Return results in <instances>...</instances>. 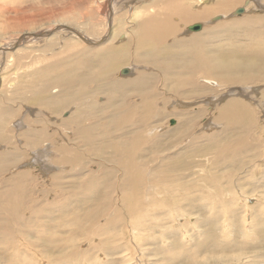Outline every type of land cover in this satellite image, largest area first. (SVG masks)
Segmentation results:
<instances>
[{
	"label": "rangeland",
	"instance_id": "rangeland-1",
	"mask_svg": "<svg viewBox=\"0 0 264 264\" xmlns=\"http://www.w3.org/2000/svg\"><path fill=\"white\" fill-rule=\"evenodd\" d=\"M109 1L0 0V5L3 6L4 4L0 8L2 9L0 10V87L2 85L0 90H4L0 91V119L2 117L8 119L10 121L8 127L11 128L7 131L9 134L7 136L10 139L9 141L6 140L9 147L5 142V144L0 143L2 145L0 151L8 150L10 152L17 147L23 149L25 146L24 139H21L20 135L27 127H42V130H47L48 135H50L47 139L49 138L55 151V154L47 151V154L40 161H34L32 157L37 155L35 149L27 150L23 154L25 156L22 155L17 161L21 162L13 163L15 164H12L13 167H11L12 165L4 167L5 169L2 172L4 174H0V187L4 186L2 187L3 190L0 189L1 194L7 191V181L10 177H14L20 171H29L30 180H26V187L31 202L24 204L23 209L27 213L30 210L39 213L37 216H32L33 218L30 214L27 215L31 220L26 221L28 225L23 224L24 230H26L23 233H18L15 228H13L14 231L8 228L3 230L4 237H6L3 238V235L1 237L0 264H264V83L255 81L252 83L253 85H241L240 83H229L227 85V83L221 82L216 77L199 75L198 73L193 75L192 83L200 85V91L193 96L194 98L184 97L189 95L191 91L193 94L191 87L187 86V91L180 96L173 93L170 83H167L164 73L160 69L147 62H134L135 48L131 45L125 54V56H129L127 64L117 66L111 77L113 81L131 80L137 77L139 73L156 77L155 82L157 83L154 85L158 96L154 95V98H156L155 108L159 110L160 114L152 119L150 125L141 130V134L146 139L151 138L153 149H160L161 144L170 140L172 145L171 150H163L160 153L161 155L159 154L154 159L151 158L154 156L155 151L154 153L148 152L147 156L141 159V162H150L144 167V170L146 169L149 173H152V176H146V185L144 184L138 195L134 194V189L128 191V188L123 187L124 173L121 169L116 171L112 167H109L111 169L105 166L102 167L99 162V155L96 154L97 150L95 152L92 147L85 146L84 149L81 146L83 144L80 143L83 141H81V137L77 132V135H75L77 127L75 124L62 126L63 121L72 120L74 106H72L73 104L69 106L60 105L66 93L62 97L60 96L57 87L61 83L57 80H60L61 77H69V75L70 77L74 76L73 78L76 80L75 78L78 77L75 76H83L85 73L101 68V65L104 64V58L103 56H93V51L102 50L106 45L122 46L124 43L129 42L130 34L132 35L137 29L136 26L141 18L140 16L144 12H148V9L150 11L149 6L152 3V0H147V4L146 0H118L112 3L113 0L110 3ZM148 1L150 2L148 3ZM202 1L205 4L207 2L210 6L202 4ZM214 1L182 0L189 11L195 13L199 11L198 14L214 5ZM250 2L252 9L249 7L244 8V0H241L229 10L211 13L197 22L186 23L174 18L175 20H172V23L177 27L176 37L182 40L194 35L204 36L206 35L204 31L214 25L226 24L247 17L264 18V0H251ZM203 5L205 6L201 9ZM238 7H243L244 12L240 15L232 14ZM4 11L5 15L2 16ZM93 12L94 14H92ZM22 13L30 14L31 20L24 17H22L23 19L20 18ZM202 14L204 13L202 12ZM217 15H226V17L212 23L211 19ZM9 18L13 23L7 21ZM3 20L4 22H2ZM18 20L21 21L18 22ZM14 23L20 26L13 27ZM195 23L202 24L201 30L198 32L188 31L187 27ZM7 24L11 26L9 27ZM94 25L99 27V29L95 27L99 30H96L97 34ZM67 27L72 30L75 28L74 34L69 32ZM49 28L52 31L50 37L48 36V33L51 32ZM85 28L89 31L87 32ZM36 30L38 31L36 32ZM55 31L59 34L58 36L64 35L65 31L69 33H65L67 36H64L66 37H59L62 39L60 40L57 38V34H53ZM75 31L80 34L83 32V37L79 33L78 35L84 40L79 38ZM85 31L90 34L84 33ZM106 34H109L108 37L111 34L112 37L114 35V41L106 38ZM119 34L123 35L124 38H120ZM24 35L26 37H22ZM63 38L77 44L78 47L74 49L75 51L86 49L87 52L84 56L78 58L77 62L76 60L71 61L65 70L60 68L57 69L58 71H54L51 68V72L55 73H47L45 79L50 81L51 77L56 78L57 80L52 79V83L56 85V88L54 87L53 90H50L49 87L46 88V92L42 95L43 98L45 97V104L39 106L30 102V92L32 91L25 90L24 86L26 85L24 82L29 79L28 74L31 70H34L37 63H40V66H47L48 64L53 66L60 62V58L55 60L51 58H55V54L64 48ZM90 39L92 41L98 40L94 44H87ZM108 40L112 42L111 45ZM9 43H12V46ZM105 43L107 44L105 45ZM16 44L17 46L14 47ZM179 49V46H175L172 52H177ZM24 52L26 59L23 57V61L21 60L19 63L15 61V58H11ZM11 54L13 55L11 56ZM30 57L32 61L29 59ZM29 61L32 62L31 65ZM92 66L96 69L94 67L92 69ZM175 66L179 67L181 63L177 62ZM125 68L127 70L121 73V70ZM61 73L62 75L59 76ZM13 74L15 77H13ZM23 75L27 76L24 77ZM186 75L190 77L191 71H188ZM7 78L14 81L17 88L14 86L10 91L5 89L3 82ZM208 81L216 82L210 83ZM77 87L75 85L73 91ZM243 92L245 95H243ZM2 93L3 95H1ZM90 95H98L96 101L100 104L105 102V98L102 100L99 97L100 95L106 97L101 92L90 91ZM224 95L228 98H224ZM132 99L137 100L136 98ZM232 99L247 104L251 116L253 114L250 133L246 130L242 132V126L239 127L241 131L239 129L237 132V134L245 133L243 145L250 147V151L237 154L234 161L233 157L228 159L230 155L228 156L226 152L223 154L219 152L222 155L219 156L220 161L216 165L215 147H222L229 142L228 145H233L234 138L229 137L230 134L225 135L221 132L226 128L227 122L218 117L220 109ZM56 105L60 109L54 111L53 108ZM174 113H188L199 116L189 133L181 135L183 128L182 125L179 126L180 116ZM110 114L112 117H120L115 116L116 113L110 112ZM170 120H174V124H170ZM20 122H24V126L19 125ZM117 132L118 130H115L113 133ZM233 136H236V134ZM208 137H212V140ZM47 139L45 141H48ZM21 143L23 146L19 147ZM49 147L51 148L52 145H49ZM87 148L94 151L93 156L86 154ZM202 150L204 153H202ZM79 152L84 154L81 155ZM10 155L9 159H12L13 155ZM106 156H108V152L101 157L106 158ZM71 158L76 159V163L89 164L80 170L81 173H78L76 168L71 167ZM67 159L70 161H67ZM109 170H112V173H108ZM61 173L63 174L60 175ZM52 176L56 179L58 177L59 180L53 182L55 178ZM162 177L163 180L160 181ZM81 181L84 185L91 183L88 187L92 186V188H90V192L80 194V197L77 198L78 191L75 187ZM55 182L60 185L58 186ZM112 184L115 186L111 187ZM58 187L62 193L57 190ZM70 191L73 194H70ZM44 192L45 194H43ZM125 195L142 197L143 203L140 207L134 206V209H141L146 214L143 218L135 220L136 217L130 213V203L133 201L131 199L129 201L124 200ZM56 204H62V207L58 208ZM50 207L52 210L54 209L51 212ZM93 208L101 210L103 214L91 225L83 215ZM0 209V223H4L7 212L3 208ZM11 223L14 227L15 223L13 221ZM222 226L224 227L223 230H221ZM81 228L86 232H83ZM5 242H10V245L7 246Z\"/></svg>",
	"mask_w": 264,
	"mask_h": 264
},
{
	"label": "bare ground",
	"instance_id": "bare-ground-1",
	"mask_svg": "<svg viewBox=\"0 0 264 264\" xmlns=\"http://www.w3.org/2000/svg\"><path fill=\"white\" fill-rule=\"evenodd\" d=\"M110 1H109V3H110ZM115 1H118V0H113V1H111V3L115 2ZM240 1L241 0H215L214 5H212L209 8L205 7L207 9L202 11L204 14H202V12H200V14H198L199 11L197 13H195L193 11H189L187 9V7L184 5V3L182 2V0H152L151 5L149 6L150 11L148 9V12H144L142 14V16H140L141 18L139 19L137 26H136L137 29L134 31V33H132V35L130 34L131 38H130L129 42L124 43L122 46L116 45L118 47L113 46V45L107 46L106 45L107 43H105V45H106L105 48H103L102 50L93 51L94 52L93 56H95V57L103 56V58H104V64L101 65V68H99L98 70H93L90 73H85L83 76H81V75L75 76V77H78V78H75L76 80H74V78H73L74 76L70 77V75H69V77H67V76L61 77L60 80H57L56 78L51 77V79H49L50 81H48L45 78H47L46 77L47 73L51 72V68H53L54 71L57 69H60V68H63L65 70L66 66L69 65L71 61L76 60V62H77V59L84 56V54L87 52L86 49L75 51L74 49L78 47L77 44L72 43L71 41H66V39L63 38L64 41H62V43H63L64 48L61 49L57 54H55V58L54 57L51 58L54 60L57 58H60V62H58L57 64H55L53 66H51V64H48L47 66H40L39 65L40 63L38 64L37 62H35V63H37L36 65L34 63L35 68L32 65L34 70H31V71L29 70L30 71V73L28 72L29 73L28 74L29 79L24 82V84L26 85V86H24V88H25V90L32 91V92H30V102H33L34 104L42 106V104H45V102H44L45 97L43 98L42 95L46 92V88L49 87L50 90H53L54 87L56 88V85H54L52 83L53 82L52 79H54V80L56 79L59 83H61L60 84L61 86L59 85L57 87V88H59V91H60V92L59 91L58 92L60 93L61 97L63 96L64 93H66V95H64V97L62 98L63 102L60 103V105L61 106H69V105L73 104L72 106H74L73 107L74 116L72 115L73 116V118L71 117L72 120L63 121V123L61 122L62 126L66 127V126H70V125L72 126L75 124L77 126L75 129V135H77L76 134V132H77L81 137V141H83L80 143V144H83L81 146L84 147V149H85V146H87L88 148L92 147V149H94L95 152L97 150L96 154L99 155L98 158H99V162L102 164V167L105 166L108 169H111L109 167H112L116 171L121 169L124 173V178L122 181L123 187L128 188L127 189L128 191H130L131 189H134V194L138 195L139 192L141 191V188L145 184L146 176H152V173H149L146 169L144 170V167L147 166L150 162H145V161L141 162V159L143 157H146L148 152L150 153V151L153 153L155 151L154 156L151 158V159H154L156 156H159V154L162 153L163 150H168V151L171 150V147H172L171 142H170L171 140L168 141L167 143L161 144L160 149H156V148L153 149L151 138L149 137V139H146L141 134V130L144 127L150 125L152 119H154L156 115L160 114L159 110L157 108H155L156 107V105H155L156 104V101H155L156 98H154V95L158 96L157 92L155 91L156 86L154 85L157 83V82H155L156 77L154 75L151 76L149 74L146 75L145 73H139L137 77H135L131 80L113 81L111 74L113 73V71L116 69L117 66H121L122 64H127L126 62L129 60V56H125V54L130 49V46L132 45V47L135 48L134 62H147L149 64L154 65L156 68L160 69L164 73V76H165L167 83H170L171 90L173 91V93L180 95V96L184 95V93L187 91V88H186L187 86L191 87V89L193 90V94L191 91V93L189 95L184 96V97L194 98L193 96L200 91L201 86L195 85L194 82L192 83L193 75L198 74V73H199V75L202 74L204 76L206 75V76L216 77L221 82L227 83V85H229V83H240L241 85L242 84H247V85L250 84L251 85L255 81L257 83L258 82L264 83V18L247 17L246 19L243 18V19H240L237 21L231 20L232 22H229L226 24H218V25H214L212 27H209L208 29H206L204 31V32H206V35H204V36L194 35L192 37H189L187 39H182V40H179L176 37L177 27L172 23V20H175L177 18L179 21L181 20V21H184L186 23L193 22V21L197 22L198 20H202L204 17H207V15H209L211 13L225 12V11L229 10L230 8H232L233 5L239 3ZM250 1L251 0H244V5H243L244 8L249 7L252 9V7L250 6V3H251ZM149 2L150 1H148V3ZM41 4H43V3L41 2ZM146 4H147V0H146ZM202 4H205V3L203 2ZM206 4H208V3L206 2ZM205 5H203V7L201 9H203ZM208 5L210 6V4H208ZM3 6H4V4H3ZM3 6L0 5V8ZM141 7H143V6H141ZM238 8H243V7H238ZM142 9H145V8H142ZM0 10H2V9H0ZM109 11L111 12V10H109ZM10 13H11V11H10ZM92 14H94V12ZM232 14H234V12ZM4 15H5V11L2 13V16H4ZM20 16H21L20 18L24 17V18L30 19V14L26 15L25 13H22ZM6 17H4V18H6ZM93 17H94V15H93ZM223 17H226V15ZM17 19H19V18H17ZM90 19H93V18H90ZM34 20H35V18H34ZM204 20H206V19H204ZM7 21L10 22L11 19L9 18V20H7ZM20 21L21 20H18V22H20ZM2 22H4V20ZM22 22H23V20H22ZM24 24H25V22H24ZM60 24L62 25L63 23H60ZM112 24H113V22H112ZM198 24H201V23H198ZM61 25H60V27H61ZM66 25H69V24H66ZM89 25H90V23H89ZM18 26H20V25H18L17 23L13 24V27H18ZM95 27H97L99 29V27L97 25H94V28ZM105 27H106V25H105ZM51 28H53V27H51ZM54 28H55V25H54ZM62 28L64 30H67L64 27H62ZM2 29H4V28H2ZM5 29H7V27ZM74 29L72 30L71 28H68V31L74 34ZM46 30H48V29H46ZM49 30H50V28H49ZM96 30L97 29L95 28V33H96ZM37 31L38 30H36V32ZM57 31L53 32V34H57L56 33ZM88 31L89 30H87V32ZM97 31H99V30H97ZM69 32H67V33H69ZM75 32H77L76 35L79 38H81L78 35L80 30H79V32L78 31H75ZM87 32L85 31L84 33H87ZM186 32H188V31H186ZM43 33H44V31H43ZM51 33H52V31L48 33V36L51 35ZM65 33H66V31H65ZM65 33H64V35L67 34V33L66 34ZM40 34H42V33H40ZM61 34H62V32H61ZM82 34H83V32H82ZM82 34H80V35L82 36ZM87 34H90V33H87ZM109 34H106L107 35L106 38L111 39V40L115 39V36L113 35V37H112V34L108 37ZM121 34H123V33H121ZM121 34H119L120 38L123 37V35H121ZM36 35H37V33H36ZM58 35L59 34H57L56 36H58ZM64 35L62 34V36H58L57 38L60 39L59 37L62 38ZM29 36H31V35L29 34ZM29 36H27V37L30 38ZM39 36H41V35H39ZM43 36H45V35H43ZM66 36H64V37H66ZM83 36H84V34H83ZM22 37H26V36L24 35ZM18 38H19V36H18ZM37 38H39V37H37ZM35 40H37V39H35ZM60 40H62V39H60ZM67 40H68V38H67ZM82 40H84V39H82ZM97 40L92 41L90 39L89 43H87V42L86 43L87 44H94L95 41H97ZM14 42H15V40H14ZM96 43H98V42H96ZM109 43L111 45L112 42L109 41ZM17 44L14 47H16ZM175 46H179L180 49L177 52H172V50ZM21 47H23V46H21ZM5 50H7V49H5ZM12 55L13 54H11V56ZM24 56H25V52L22 54L18 53L16 56H12L11 58H15V61L19 63L23 59ZM5 58H7V57H5ZM29 59L31 60L32 58L30 57ZM94 60L96 61V58ZM40 62H41V60H40ZM177 62H180L181 66L176 67L175 64ZM29 63L31 65L32 62L29 61ZM43 63H44V61H43ZM24 65H25V63H24ZM30 65H28V66H30ZM42 65H44V64H42ZM95 65H97V64H95ZM32 66H31V68H32ZM94 66H92V69H94L96 67V66L95 67ZM125 69H127V68H125ZM188 71H191L190 77H188L186 75ZM13 73H15V72H13ZM53 73H55V72H53ZM73 74H74V72H73ZM61 75H62V73L59 76H61ZM10 76H12V75H10ZM26 76H24V77H26ZM48 76H49V74H48ZM52 76H54V75H52ZM13 77H15V75ZM208 82L215 83L216 81L215 82L208 81ZM1 83H2V80H1ZM75 85H77L78 87L75 91H73V87ZM14 86H15V82L12 80H9L8 78H7V80H4V82H3V87L5 89H9V91ZM50 86H52V87H50ZM1 88H2V85H1L0 89ZM91 88H93V89H91ZM240 89H238V90H240ZM2 90H0V91H2ZM90 91H97V92H101V93L105 94L106 97H101V95L99 96L100 98H102V100H104V98H105V102L100 104L98 101H96V97L98 95H90L89 96ZM226 92L227 91H225V93ZM261 94H262V92H261ZM1 95H3V93ZM243 95H245V93ZM6 97H9V96H6ZM132 98H136L137 100L134 101ZM224 98H228V97H225V95H224ZM215 99H217V98H215ZM98 100H99V98H98ZM59 102H61V101H59ZM50 107H53V106H50ZM214 107H212V108H214ZM57 109H60V108H58V105L54 106L53 110L57 111ZM110 112L116 113L115 116L118 115L120 117H112ZM93 114H97V115H93ZM174 114H178V116H180L179 126L182 125V128H183L181 130V135H185V134L189 133V131L192 129V125L196 121V118L199 116L196 114L193 115V114H188V113L187 114L186 113H184V114L174 113ZM250 116H251V111H250L248 105L243 103L242 101L236 100V99H232V100L226 102V104L220 109V111L218 112V117L220 119H224L225 122H227L226 128L221 132L225 133V135L230 134L229 137H232L234 139L232 142L233 145H228V144H230V142H229L228 144H225L222 147H219V146L215 147L214 146L216 148L215 152H216L217 157H219L220 155H222L223 153L226 152L228 154V156L230 155V157L228 159L233 157V161H234L235 156L237 154H242V153L250 151V147L243 145V138H244L243 136L245 133L237 134L238 130L240 129L239 127H241V126L243 127L242 132L244 130H246V131H248V133H250V124L252 123L253 114L251 117ZM2 119H3V117L0 119L1 120L0 121V143L3 144L5 142L7 145L6 140L8 139V141H9V139H10V137L7 136V135H9L7 131H9L11 129V128L9 129L10 126L8 127V122H10V121H8V119H5V118L3 120ZM9 119H11V118H9ZM11 120H13V119H11ZM39 120H37V121H39ZM23 123L24 122H20V124L19 123L18 124L24 126ZM210 123H212V122L210 121ZM222 123H224V122H222ZM39 125H41V124H39ZM208 125H209V123H208ZM209 126H211V125H209ZM193 127H194V125H193ZM115 130H118V132L113 133ZM23 131L20 135L21 139L22 138L24 139V142L21 141L25 145L23 147V149L17 147L13 150L10 147L12 149L10 152L8 150H7L8 152L7 151H0V174L4 171V169H5L4 167H7L8 165H12L15 162L16 163L21 162V161H19V162H17V161L21 158V156L24 153H26L25 151H27V150H34L35 149L34 151L37 155H33L32 158L34 159V161H40V159H42L44 157V155L47 154V151L55 154V151L53 149V144L49 141V138L47 139V137L50 136V135H48L47 130H45V129L42 130V127H27L25 129V131L24 132ZM240 131H241V129H240ZM248 133H246V134H248ZM235 134H236V136H233ZM20 136H19V138H20ZM249 137H251V136H249ZM45 138L48 141H45L46 140ZM211 138L212 137H208V139H211ZM11 143H13V142H11ZM49 145H52V147L50 148ZM62 145H64V144H62ZM0 146H2V145L0 144ZM21 146H23L22 143L19 147H21ZM93 146H95V147H93ZM7 147H9V144L7 145ZM75 148H76V146H75ZM88 148H87L86 154H88V156L89 155L93 156L94 151L92 149H88ZM5 149H6V146H5ZM76 149H78V148H76ZM152 149H153V151H152ZM70 150H72V149H70ZM60 151H58V152H60ZM208 151H209V149H208ZM84 152H85V150H84ZM106 152H108V156H106V158L101 157ZM219 152H221L222 154H219ZM9 153L11 155H13L12 159H9V155H10ZM67 153H69V152H67ZM202 153H204L203 150H202ZM79 154L83 155L84 153L79 152ZM86 154H85V156H86ZM166 154H167V152H166ZM23 156H25V155H23ZM217 157H216V159H217L216 165L220 161V157L219 158H217ZM223 158H224V156H223ZM13 160H14V162H13ZM68 160L69 159H67V161ZM75 161H76V159L71 158V161H70L71 165H72L71 167L76 168V172H78V173H81L80 170L89 164L88 163L87 165H85L82 163H76ZM186 162H188V161H186ZM93 164H94V162H93ZM13 165H15V164H13ZM13 165L11 167H13ZM214 165H213V167H215ZM102 167H100V168H102ZM11 170H12V168H11ZM108 173H112V170H109ZM2 174H4V173H2ZM62 174L63 173H61L60 175H62ZM56 175H54V176H56ZM29 176H30L29 171H20L14 177H10V179H8V181H7L8 182L7 183L8 188L6 189L7 191L0 194V205H1L0 208H3L7 212V215L5 216L4 223H0V243H1L2 235H3V238L6 237V236L4 237V234H3V230L5 228H8L10 230L12 229L13 231H14L13 228H15L18 231V233H20V232L23 233L24 231H26V230H24L23 224L26 223V221L28 222L29 220H31V219H29V216H27V215L30 214L31 217L39 215V213L37 214L36 211H34V210H30L29 213H27L23 209L24 204L31 202L30 194H29L28 188L26 187L27 186L26 180L29 179ZM53 178H55V179H53ZM53 178H52L53 182L58 179V177H57V179H56V177H53ZM155 178H157V177H155ZM205 178H207V177H205ZM164 179H165V175H164ZM88 180L90 181V179H88ZM162 180H163V177L160 178V181H162ZM64 181H63V183H64ZM164 181H167V180H164ZM59 182L61 183L62 181H59ZM92 182L94 183L95 181H92ZM55 183L58 184V186L60 185L58 182H55ZM69 183H71V182L69 181ZM88 185H91V183L84 185V183L82 184V181H81V183L78 182V184L75 187L76 191H78L77 198L80 197L79 196L80 194H83V193L85 194L86 192H90V190H91L90 188H92V186L88 187ZM114 186H115L114 184L111 185V187H114ZM2 187H4V186H1L0 189ZM30 187H32V186H30ZM43 188H45V187H43ZM3 189L4 188H2V190ZM32 190H34V189H32ZM57 190L59 192H61L59 187L57 188ZM131 191H133V190H131ZM43 194H45V192ZM70 194H73V193L71 192ZM130 195H132V194H130ZM69 196L71 197V195H69ZM44 197H45V195H44ZM130 199H131V201H133V202H131L132 204L130 203V207H131L130 213H132V216L136 217L135 220L137 218H143L144 215H146V214L143 213L141 209H139V210L134 209V206H136V207L141 206V204L143 203L142 197L141 196L140 197H138V196L129 197V196L125 195L124 200L129 201ZM144 199H145V196H144ZM49 203L51 204V202H49ZM62 204H58V205L56 204V205L59 208V207H62ZM48 206H49V204H48ZM209 207H211V206H209ZM223 207H225V206H223ZM93 209H95V210L93 211ZM93 209L91 211H87V213L85 215H83L85 217V219H87L89 224L91 223V225L96 221V219L101 218L102 214H103L101 210H96V208H93ZM53 210L51 208L50 212ZM41 211H43V210H41ZM47 213H49V212H47ZM210 217H212V216H210ZM11 221H13L15 223L14 227L12 226L13 223H11ZM223 229H224V227L222 226L221 230H223ZM81 230L83 232H86L82 228H81ZM13 231H11V232H13ZM102 234H103V232H102ZM243 237H244V235H243ZM7 241H9V240H7ZM5 243L7 246L10 245V242H5Z\"/></svg>",
	"mask_w": 264,
	"mask_h": 264
},
{
	"label": "water",
	"instance_id": "water-1",
	"mask_svg": "<svg viewBox=\"0 0 264 264\" xmlns=\"http://www.w3.org/2000/svg\"><path fill=\"white\" fill-rule=\"evenodd\" d=\"M243 12H244V9H243V8H236L235 11H234V15H240V14H242ZM222 18H223L222 15H217V16H215V17H213V18L211 19V22H216V21H218V20H221ZM201 28H202V25H201V24L195 23V24L189 25V26L187 27V30H188V31H199V30H201ZM124 70H127V69H123V70H121V73H122ZM173 121H174V120H170V124H174Z\"/></svg>",
	"mask_w": 264,
	"mask_h": 264
}]
</instances>
